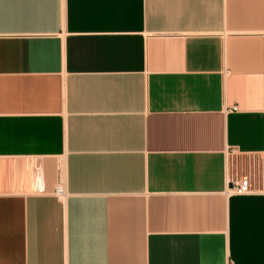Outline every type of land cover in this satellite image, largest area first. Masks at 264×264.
<instances>
[{"label":"crops","instance_id":"crops-1","mask_svg":"<svg viewBox=\"0 0 264 264\" xmlns=\"http://www.w3.org/2000/svg\"><path fill=\"white\" fill-rule=\"evenodd\" d=\"M262 157L264 0H0V264H264Z\"/></svg>","mask_w":264,"mask_h":264},{"label":"built area","instance_id":"built-area-1","mask_svg":"<svg viewBox=\"0 0 264 264\" xmlns=\"http://www.w3.org/2000/svg\"><path fill=\"white\" fill-rule=\"evenodd\" d=\"M248 176L241 179H230L228 181L227 191L233 195H250L258 192H264V157L257 159V162H249ZM230 186V188H229ZM54 196L58 199L66 198V187L63 180H59Z\"/></svg>","mask_w":264,"mask_h":264}]
</instances>
